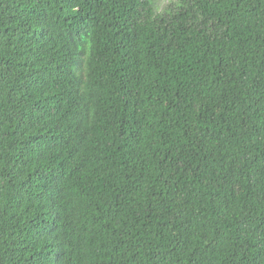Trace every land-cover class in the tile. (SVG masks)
Segmentation results:
<instances>
[{
    "label": "trees",
    "instance_id": "1",
    "mask_svg": "<svg viewBox=\"0 0 264 264\" xmlns=\"http://www.w3.org/2000/svg\"><path fill=\"white\" fill-rule=\"evenodd\" d=\"M0 264H264V0H0Z\"/></svg>",
    "mask_w": 264,
    "mask_h": 264
},
{
    "label": "rangeland",
    "instance_id": "2",
    "mask_svg": "<svg viewBox=\"0 0 264 264\" xmlns=\"http://www.w3.org/2000/svg\"><path fill=\"white\" fill-rule=\"evenodd\" d=\"M170 0H155V5L158 9H161Z\"/></svg>",
    "mask_w": 264,
    "mask_h": 264
}]
</instances>
